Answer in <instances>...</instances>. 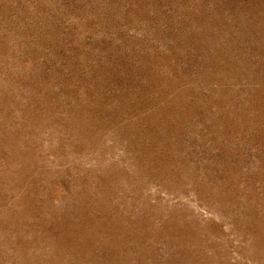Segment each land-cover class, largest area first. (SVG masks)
<instances>
[{"label":"rangeland","instance_id":"rangeland-1","mask_svg":"<svg viewBox=\"0 0 264 264\" xmlns=\"http://www.w3.org/2000/svg\"><path fill=\"white\" fill-rule=\"evenodd\" d=\"M0 264H264V0H0Z\"/></svg>","mask_w":264,"mask_h":264}]
</instances>
